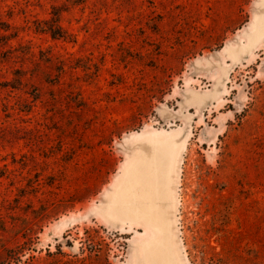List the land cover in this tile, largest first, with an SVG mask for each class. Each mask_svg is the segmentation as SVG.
I'll use <instances>...</instances> for the list:
<instances>
[{"label":"rangeland","instance_id":"374dc122","mask_svg":"<svg viewBox=\"0 0 264 264\" xmlns=\"http://www.w3.org/2000/svg\"><path fill=\"white\" fill-rule=\"evenodd\" d=\"M151 138L179 261L264 264V0H0V264H136L100 209Z\"/></svg>","mask_w":264,"mask_h":264},{"label":"water","instance_id":"95a60500","mask_svg":"<svg viewBox=\"0 0 264 264\" xmlns=\"http://www.w3.org/2000/svg\"><path fill=\"white\" fill-rule=\"evenodd\" d=\"M179 145L176 138L139 142L122 179L100 209L111 229L141 226L151 234L139 244L136 264H178L172 246V184Z\"/></svg>","mask_w":264,"mask_h":264},{"label":"trees","instance_id":"16d2710c","mask_svg":"<svg viewBox=\"0 0 264 264\" xmlns=\"http://www.w3.org/2000/svg\"><path fill=\"white\" fill-rule=\"evenodd\" d=\"M58 21H59V18L57 16V19H55L54 21L51 20L45 23L47 27L46 33L52 36L53 38H63V35H62L63 33L61 31V28L57 24Z\"/></svg>","mask_w":264,"mask_h":264},{"label":"bare ground","instance_id":"6f19581e","mask_svg":"<svg viewBox=\"0 0 264 264\" xmlns=\"http://www.w3.org/2000/svg\"><path fill=\"white\" fill-rule=\"evenodd\" d=\"M176 159H177V156H176ZM176 159H175V163H174V170H175L176 161H177ZM154 214L157 215V216H160V214L157 212V210L154 211ZM146 240H147V239H146ZM144 241H145V240H144ZM141 242H143V241H141ZM172 246H173V250H174V253H175V256H176L175 258H176L177 263H178V264H183V263H181V262L179 261V256H178V253H177V250H176V247H175L174 227H173V244H172ZM138 253H140L139 249H138V248L134 249V254H135V256L139 255Z\"/></svg>","mask_w":264,"mask_h":264}]
</instances>
